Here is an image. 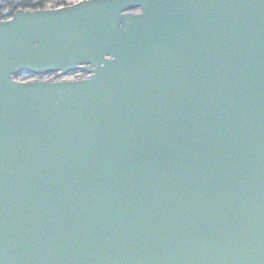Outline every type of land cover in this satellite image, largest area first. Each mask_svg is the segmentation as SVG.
<instances>
[{"label": "water", "instance_id": "obj_1", "mask_svg": "<svg viewBox=\"0 0 264 264\" xmlns=\"http://www.w3.org/2000/svg\"><path fill=\"white\" fill-rule=\"evenodd\" d=\"M0 264H264V0L0 20Z\"/></svg>", "mask_w": 264, "mask_h": 264}, {"label": "trees", "instance_id": "obj_2", "mask_svg": "<svg viewBox=\"0 0 264 264\" xmlns=\"http://www.w3.org/2000/svg\"><path fill=\"white\" fill-rule=\"evenodd\" d=\"M52 0H0V20L11 18L19 9H44ZM55 7L67 5L65 1L52 2Z\"/></svg>", "mask_w": 264, "mask_h": 264}, {"label": "rangeland", "instance_id": "obj_3", "mask_svg": "<svg viewBox=\"0 0 264 264\" xmlns=\"http://www.w3.org/2000/svg\"><path fill=\"white\" fill-rule=\"evenodd\" d=\"M58 0H52V2H57ZM59 1H65L67 5H71V4H74V3H77L79 1H82V0H59ZM50 2V4L48 5V8H52V7H55L54 4ZM85 72H74L72 74H69L67 76H65V78L67 79H74V78H78V77H83L85 76ZM56 76L55 75H52V76H45V78L47 79H54ZM38 77L36 76H32L31 74H28V73H20L19 76H17V79L19 80H33V79H36Z\"/></svg>", "mask_w": 264, "mask_h": 264}]
</instances>
